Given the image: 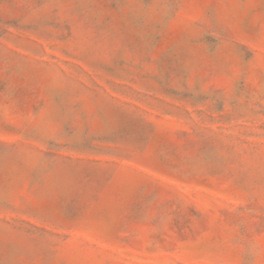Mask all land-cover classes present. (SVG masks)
<instances>
[{"label": "rangeland", "instance_id": "rangeland-1", "mask_svg": "<svg viewBox=\"0 0 264 264\" xmlns=\"http://www.w3.org/2000/svg\"><path fill=\"white\" fill-rule=\"evenodd\" d=\"M0 264H264V0H0Z\"/></svg>", "mask_w": 264, "mask_h": 264}]
</instances>
